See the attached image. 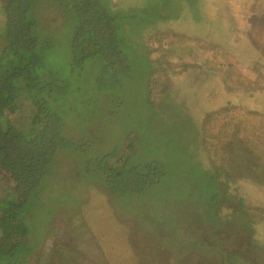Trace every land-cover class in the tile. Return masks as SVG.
<instances>
[{
    "label": "trees",
    "instance_id": "1",
    "mask_svg": "<svg viewBox=\"0 0 264 264\" xmlns=\"http://www.w3.org/2000/svg\"><path fill=\"white\" fill-rule=\"evenodd\" d=\"M186 1L191 12L194 0ZM0 3L6 18V28L0 34V264H54L45 260L49 250L60 254L64 264H74L76 251L67 247L68 236L72 235L76 243L85 234L93 237L83 208L90 200L88 188L83 190L85 186L106 188L132 207L138 197L153 192L151 198L156 203L166 184L175 183V174L184 172L177 162L178 155L173 157L163 151V142L155 143L154 152L143 158L142 150L150 148L146 139L143 149H139L143 133L153 130L157 140L172 123L161 120L153 124L152 116L144 122L140 116L127 113L123 97L124 90L144 88L148 93L144 106L148 110L168 120L176 119V108L184 110L170 93L164 98L159 95L163 73L158 71L161 66L155 65L165 60L151 58V40L161 30L159 16L173 12L169 6L174 4L170 0H151L149 5L147 0ZM211 24L212 21L208 23ZM62 26L73 35L66 60L52 54L49 48L58 41ZM58 27L60 30L54 33ZM226 44L233 47L230 42ZM137 50L147 57L140 69L132 59ZM247 50L250 52V48ZM91 94L96 96L95 104L90 103ZM230 103L235 101L230 99ZM194 105L190 104V109ZM125 113L132 122L127 130L117 118ZM261 126L264 131V122ZM104 129L109 130L112 139L103 147ZM256 135L259 134L255 132ZM258 137L249 146H253L257 159L264 161V135ZM258 140L262 146H257ZM233 170L229 165L218 166L215 173L206 170L215 214L208 217L207 224L202 217L191 218L196 232L185 237L190 240L189 248L199 245L196 238L200 225L209 227L220 222L218 213L223 211L220 205L225 199L224 188L220 191L219 185H227L226 179L234 178ZM194 173L195 169L188 170L187 175ZM171 194L176 195L168 192V196ZM133 197L137 198L132 201ZM232 202L235 206L227 218L234 217L232 225L243 219L249 224L257 216L249 214L253 211L246 209L244 198ZM158 217V213L153 216ZM153 218L142 221V226L145 227L143 222L146 227L152 224ZM117 219L129 226L122 217ZM73 220L79 221L78 227H70ZM213 236L209 245H199L200 249H205L206 255H218L216 264H221V259H231L235 251L229 248L232 239ZM252 245V249L243 250L244 246L233 240L232 247L244 252L236 253V258L245 260L251 250L259 251L249 262L264 264V247L256 239Z\"/></svg>",
    "mask_w": 264,
    "mask_h": 264
},
{
    "label": "rangeland",
    "instance_id": "2",
    "mask_svg": "<svg viewBox=\"0 0 264 264\" xmlns=\"http://www.w3.org/2000/svg\"><path fill=\"white\" fill-rule=\"evenodd\" d=\"M170 2L174 4L169 6L173 12L159 16L158 37L148 40H151V58L165 60L162 65H155L161 66L158 71L163 73L159 95L164 98L170 93L183 104L184 110L176 108L177 117L171 120L148 110L144 106L148 96L144 88L124 90L123 97L127 113L140 116L144 122L147 116H152L153 124L161 120L172 123L158 137L161 140H155L153 130L141 135L143 141L138 144L139 149H143L146 139L150 144L149 149L142 150L143 158L144 154L154 152L155 143L163 142V151L173 157L178 155L177 162L184 172L175 174L172 178L175 183L168 182L159 193L162 202L159 199L153 202V192L142 198L133 197L132 201L137 199L132 207L106 188L85 186L83 190L88 188L90 200L83 208L93 237L85 234L76 243L72 235L68 236L67 247L76 251L74 264H204L208 258V264H216L219 256L206 255L205 249L199 246L209 245L207 242L214 238L213 233L220 238H231L229 248L235 250L229 255L231 259H221V264H252L249 261L259 252L251 250L245 260L238 259L236 253L244 255V252L232 247L233 240L244 246L243 250L252 249L255 239L264 247V161L258 160L253 146H249L251 140L264 135L261 130L264 122V0H194L191 12L186 0ZM150 3L151 0H147V4ZM5 28V11L0 3V34ZM61 28L58 41L49 48L52 54L66 60L73 35ZM53 30L55 33L60 28ZM213 45L215 50L211 49ZM246 48H250V52ZM132 59L137 69L147 62L143 51L134 52ZM188 97L192 98L190 102ZM90 98V103L95 104L96 96L91 94ZM230 99L235 103H230ZM194 103L199 107L195 108ZM190 104L194 105L193 109ZM201 110H205L203 114ZM117 118L124 123L125 130L131 128L132 122L126 119V113ZM108 132V129L103 131V147L112 139ZM255 132L259 135L254 136ZM255 143L262 146L259 140ZM220 165L234 168V178L226 179L227 185H219L220 191L224 188L225 200L220 205L223 214L218 213L220 222L209 227L200 225L196 238L199 245L189 248L190 240L185 237L196 232L191 218L202 217L207 224L208 217L215 214L212 185L206 182V170L215 173ZM194 169L193 175H187L188 170ZM168 192L176 195L168 196ZM241 198L246 209L253 211L249 214L257 216L249 224L243 219L232 225L234 217L227 219L235 206L232 199L238 202ZM157 213L159 217L154 219ZM117 217L125 219L129 226L120 223ZM150 218H153L152 224L146 227L143 222V227L141 222ZM78 224L79 221L73 220L70 227H78ZM162 248L170 250L164 252ZM217 252L223 256L222 251ZM45 260L64 264L62 256L51 250Z\"/></svg>",
    "mask_w": 264,
    "mask_h": 264
}]
</instances>
